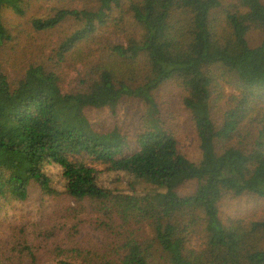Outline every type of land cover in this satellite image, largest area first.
<instances>
[{"label":"trees","instance_id":"trees-1","mask_svg":"<svg viewBox=\"0 0 264 264\" xmlns=\"http://www.w3.org/2000/svg\"><path fill=\"white\" fill-rule=\"evenodd\" d=\"M4 51L0 209H53L0 264H264V0H0Z\"/></svg>","mask_w":264,"mask_h":264},{"label":"rangeland","instance_id":"rangeland-1","mask_svg":"<svg viewBox=\"0 0 264 264\" xmlns=\"http://www.w3.org/2000/svg\"><path fill=\"white\" fill-rule=\"evenodd\" d=\"M3 17L4 20L10 24V26L16 24L15 22L17 19L14 18V16L10 13V11L4 12ZM250 22L252 24L249 25L250 31L248 32L250 40L258 39L260 32L256 30L258 26L255 25L253 16ZM33 47H36L35 42H33ZM7 57H8V53L5 51L3 54H0L2 65L5 63ZM7 69L10 71L9 65ZM162 94L163 96H166V94L164 93ZM126 113L127 112H125L124 109H120L119 114L113 117L111 116L108 110L89 111L87 112V117L94 126H98L101 128H107L109 126H112L114 123L120 129H125V128L128 129L129 128L128 123L132 125V127L136 128L135 125L129 122V117H127ZM112 119H116V120H112ZM183 140H184L182 145L183 153L190 156L192 160H195L196 157L198 156V150L196 149V141H194L192 135H190L189 137H184ZM237 203L239 206L246 208L247 210L252 206V202L248 199H245L244 201L242 202L240 201ZM52 209L53 208H51L49 204H45V202H43V200H41V198L37 194H34L30 197L28 202L15 203L0 209V219L7 218L6 220L9 223L12 222L14 224H17L19 223V221L15 222L14 219L24 220L25 218H27L34 220L35 223H39L40 220H46L47 214L50 213Z\"/></svg>","mask_w":264,"mask_h":264}]
</instances>
